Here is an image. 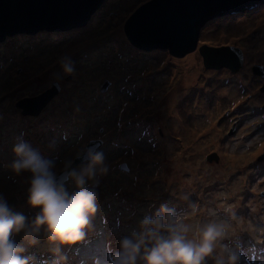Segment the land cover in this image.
Masks as SVG:
<instances>
[{
  "label": "rangeland",
  "instance_id": "1",
  "mask_svg": "<svg viewBox=\"0 0 264 264\" xmlns=\"http://www.w3.org/2000/svg\"><path fill=\"white\" fill-rule=\"evenodd\" d=\"M121 1L103 0L90 19L72 35L5 46L7 49L20 47L19 53L12 57L5 55V47H0V193L15 211L32 215L25 202L28 174L15 176L8 167L14 158L12 146L22 131L34 148L56 160L57 170L65 160L74 162L76 152L82 147L102 139L100 148L111 170L100 180L98 209L85 241L89 235H98L102 228L106 243L111 242L115 249L120 237L138 219L153 207L166 203L195 220L205 219L212 212L224 219L234 213L233 227L244 248L242 259L246 264H264V78L252 71L255 65H260L264 74V5L229 21L206 23L201 28L197 46L205 43L213 47L235 46L245 52L244 64L230 71L226 67H205L197 48L169 63L138 57L127 61L128 55L119 58L116 31L148 0H125V5L119 7ZM92 29H103L100 36L104 38L102 45L106 46L102 49L96 43L91 47L93 64H87V54L74 58L72 53L78 49H73L71 54L61 51L55 58H48L36 73H30L33 66H25L33 59L28 57L32 52L25 46L27 43L37 45L38 52L48 53L52 51L50 47L60 50L68 43L83 39ZM63 55L71 56L75 64H82L80 70L90 66L95 72L104 71L96 79L94 96L86 107L77 101V106H73L59 98L67 88L80 86L82 81H78L75 73L63 76L52 71H61L58 59ZM188 55L194 57L191 62L175 66L177 60ZM118 62L121 69L126 64L130 68L120 79L125 80L122 84L109 75L112 65ZM195 70L198 72L192 80L179 83L182 72L191 74ZM138 72L140 82L133 78ZM60 76L63 78L59 79L58 92L38 114H25L17 106L24 98L49 89ZM112 90L117 91L118 100L108 104ZM137 106L142 110L136 111ZM51 108L56 115L48 119L46 115ZM51 140L55 141L54 149L47 147ZM197 144L203 148L210 145V148L198 153ZM180 153L184 162L169 163ZM210 155L212 158L207 160ZM223 155H235L241 161L231 167L230 159H221ZM123 162L130 168L127 173L120 170ZM222 162L227 170L214 171ZM181 181L185 183L180 184ZM68 187L71 188V183ZM97 222L101 227H95ZM237 223L241 225L236 226ZM97 239L96 243L100 244L101 239ZM85 241L64 249L69 264L91 263L92 258L78 259L73 253ZM49 247L41 240L29 253L38 261L50 259Z\"/></svg>",
  "mask_w": 264,
  "mask_h": 264
},
{
  "label": "clouds",
  "instance_id": "2",
  "mask_svg": "<svg viewBox=\"0 0 264 264\" xmlns=\"http://www.w3.org/2000/svg\"><path fill=\"white\" fill-rule=\"evenodd\" d=\"M58 63L63 76L75 73L71 56L59 57ZM63 76L54 84L58 90ZM24 136L22 131L16 137L8 167L15 176L28 174L25 202L32 215L15 211L0 193V264H37L29 249L41 240L50 246V259L39 264H69L64 249L85 241L98 209L100 180L111 170L100 148L103 140L78 150L75 159L80 163L75 167L69 159L57 170L56 160L45 157ZM47 147L54 149L55 141ZM120 170L127 173L130 168L123 162ZM235 219L234 213L224 219L212 212L195 220L161 203L138 219L115 249L107 242L105 258L92 257L91 264H246L243 243L232 224Z\"/></svg>",
  "mask_w": 264,
  "mask_h": 264
},
{
  "label": "water",
  "instance_id": "3",
  "mask_svg": "<svg viewBox=\"0 0 264 264\" xmlns=\"http://www.w3.org/2000/svg\"><path fill=\"white\" fill-rule=\"evenodd\" d=\"M103 0H0V47L24 41L60 39L83 26ZM264 5V0H148L118 29L120 51L128 56L164 63L197 48L205 67L238 70L243 51L235 46H197L206 23L226 22ZM253 73L264 78L261 66ZM52 86L17 103L23 113L36 115L54 97ZM92 142H99L95 140ZM101 145V144H100ZM216 159V155L214 154ZM210 155L207 160H210ZM260 158H263L262 156ZM79 160L73 162L75 167Z\"/></svg>",
  "mask_w": 264,
  "mask_h": 264
},
{
  "label": "bare ground",
  "instance_id": "4",
  "mask_svg": "<svg viewBox=\"0 0 264 264\" xmlns=\"http://www.w3.org/2000/svg\"><path fill=\"white\" fill-rule=\"evenodd\" d=\"M120 3L121 4H120L119 7H123V5H125L126 2H125V0H123ZM121 9L122 8H120V10ZM121 11L123 12V10H121ZM254 23H256V22H254ZM248 25L249 24H247V26ZM102 31H103V29H99V30L92 29L91 31H89L90 34L89 35H86L83 39L76 40L73 43H68V44L65 45V47H63L60 50L57 49V48L54 49V48L50 47L48 49L49 50H52V51H49L48 52L49 54L45 52L46 50L43 51V52H38L39 48H38L37 45L34 46L33 44L31 45V44H28V43L26 45L24 44L25 46H28V49H30L29 51L32 52V54L30 56H28V57L33 58L32 61H30L28 64H25V66L26 67L33 66L34 69L32 71H30V73L31 74L36 73L37 69L41 68V64H43V65L46 64V62L49 60L48 58H50V59L51 58H55L58 54H60L61 51H65L66 53H68V54L70 53L71 54L72 53L71 51L73 49H78V52L77 53H74V52L72 53V56H74V58L80 57V54H87V55H85V58H89V61H88L89 63H87V64H90L91 65V64H93L95 62V61H93L94 60L93 59V55L91 54V47L92 46H95L96 43H98L100 45L99 47L102 48V49L106 47L105 45H102L103 44V41H104V38L100 36V34H101ZM116 32L119 33L118 30ZM51 43L52 42H49V44H51ZM9 48L8 49H7V47L4 48L5 55L6 56L12 57V56H15V54H18L19 53L18 52L19 49H20L19 46H13L11 48V49H13V53L14 54H12V51ZM0 52H2L1 51V48H0ZM40 54H45V56L44 57L43 56H40ZM47 54H48V56H47ZM123 55L126 56L127 54H125L124 52L121 51L120 52V55H118V56H119V58H121V56L123 57ZM127 59H128L127 61H129V60L133 59V57L129 56ZM193 59H194V57L192 55H188L185 59L177 60L175 66L178 65V66L182 67V66H184L182 63H184L186 61L189 63ZM18 62L20 63L21 60H19ZM119 63L120 62L115 63L114 65H112L113 67L110 68V69H112V71L109 72V75L112 74V77L116 78L117 81L119 82V84H122V82H124L125 80H122L121 81L120 79L125 74V72H129L130 71V68H127L128 65L126 64V66L125 67L123 66L122 69H121L119 67ZM81 67H82V64L81 65L79 63L78 64H75V69H76V71H75V77L78 79V81H80V79H82V81H81V84L82 85L80 84V86H74L71 90H68V88H67L66 91L63 92L61 96H59V98H63V101H66V103H70L71 105L73 104V106H75V105L77 106V104H75V102L77 101L79 104H82L83 106L86 107L87 102L88 101H91L92 97L94 96V94H92V92L94 91V88H95L94 86L96 84H98V81H96V79H98V76L100 74H103L104 71L103 70H99V71L95 72L96 69H94L93 67H90V66L89 67H86L85 69H81L80 70L79 68H81ZM0 68H2V67H0ZM52 71L55 72V74H58V75H61L62 74V72L59 71V70H57L59 72H57L55 70H52ZM196 72H198V70H195L194 73H191V74L182 72L183 73V76H182L183 79L179 83H181V84H187L195 76ZM138 74H139V72L136 73V74H134L133 75V78H135L134 80H136L137 82H140V79L141 78H140V76ZM128 85L130 86L129 83H128ZM110 93H111L110 96H112V97H110V99H109L110 102H108V104H111V101L112 102H115L116 100H118V98L116 97L117 94H118L116 90H112ZM81 100H82V102H81ZM139 104L140 105H143L141 102ZM51 105H53V104H51ZM123 106H126V104L123 103ZM54 107H57V105L54 106ZM138 110L139 111L142 110V107L141 106H137L136 107V111H138ZM55 115L56 114L53 112V108H51V111H50V113H48L46 115V118L50 119L51 117H53ZM213 136H215V135L213 134ZM204 148L205 149H209L210 148V145H206V146H204ZM204 148H203V146H199L197 144L195 150H198V153H200L202 150H204ZM182 154L183 153L178 154L177 155L178 157L176 156L177 158L176 157L173 158V160H171L169 163L184 162V159L182 157ZM173 155H174V153H172L171 156H173ZM222 158H223V161L226 160V159H230V165H231V167L234 166L235 162H240L241 161L235 155L234 156H225V155H223V157H221V159ZM188 164H190V163H188ZM199 164H200V162H199ZM185 166L187 168V165H185ZM214 168H216V169H213L214 171H218L220 173H223L224 171L227 170V166H225V163L224 162H222V164H220L218 167H214ZM187 169H189V168H187ZM189 170L191 172L193 171L191 169H189ZM180 176H182V175H180ZM25 181L27 183V180H25ZM183 182L181 181L180 184H182ZM187 182H190V180H187ZM107 191H109V189ZM107 191L105 190V192H107ZM233 222H236V221H233ZM233 222H232V224H234ZM237 225H241V224L240 223H237L236 226Z\"/></svg>",
  "mask_w": 264,
  "mask_h": 264
},
{
  "label": "trees",
  "instance_id": "5",
  "mask_svg": "<svg viewBox=\"0 0 264 264\" xmlns=\"http://www.w3.org/2000/svg\"><path fill=\"white\" fill-rule=\"evenodd\" d=\"M95 227L98 228V227H101V226L97 222ZM100 229L101 230L98 232L99 233L98 235H94V234L89 235L88 238H87L88 240H86L83 244H81L80 246H78V247L73 249V253L78 256V259H81V258L82 259H84V258L87 259V258H92V257H95V256H99V257L105 256V244H106V241L104 239L105 234L103 233V229L102 228H100ZM102 234H104V236L102 238H100L102 236ZM97 238L101 239V243L100 244L96 243V241L98 240ZM93 245H97V247L92 249L91 247ZM79 247H80V250L77 251V248H79ZM91 252H93V254H90ZM44 257H47V256L45 255ZM37 264H39L38 260H37Z\"/></svg>",
  "mask_w": 264,
  "mask_h": 264
},
{
  "label": "flooded vegetation",
  "instance_id": "6",
  "mask_svg": "<svg viewBox=\"0 0 264 264\" xmlns=\"http://www.w3.org/2000/svg\"><path fill=\"white\" fill-rule=\"evenodd\" d=\"M241 51H242V50H241ZM244 54H245V52L243 51V59H245V55H244ZM243 64H244V63H243Z\"/></svg>",
  "mask_w": 264,
  "mask_h": 264
}]
</instances>
